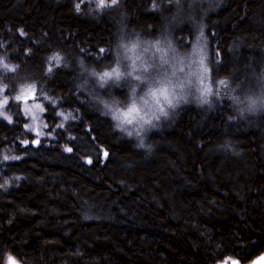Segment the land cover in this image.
Here are the masks:
<instances>
[{
    "label": "trees",
    "instance_id": "16d2710c",
    "mask_svg": "<svg viewBox=\"0 0 264 264\" xmlns=\"http://www.w3.org/2000/svg\"><path fill=\"white\" fill-rule=\"evenodd\" d=\"M196 2L0 0V56L15 70L0 75V153L15 156L0 167L19 178L0 189V264H249L264 252V111L234 99L264 79V0ZM198 37L220 96L116 127L105 103H130L129 89L98 75L121 46L164 38L189 53ZM28 84L55 131L36 145L15 99ZM59 110L74 114L60 128Z\"/></svg>",
    "mask_w": 264,
    "mask_h": 264
},
{
    "label": "snow or ice",
    "instance_id": "6c2138e0",
    "mask_svg": "<svg viewBox=\"0 0 264 264\" xmlns=\"http://www.w3.org/2000/svg\"><path fill=\"white\" fill-rule=\"evenodd\" d=\"M101 5H104L105 0H100ZM111 5H118V0H111ZM77 10L79 9V4L76 5ZM123 48V55L120 59L116 60V67H111L110 71H104L99 74L98 83L100 87H104L105 84H108L109 87L112 85L119 87L127 86L130 92L131 102H128V97L124 101L113 99L111 104L105 103V107L110 109L111 115L114 120L118 121L116 127L123 128L125 125H132L134 123H140L151 125L152 118L155 117L159 119V113L163 116H168L169 113L166 110L167 108H175L179 103L180 99L183 96L177 95L175 89L184 88L188 83H191V80L188 79L191 76H197L199 78L200 73H187L186 81L182 82L177 78V82L173 84L172 77L177 76L178 71L182 69L175 68V57H169V52L174 53V49L171 48V44L165 41L162 45L160 40L155 41L154 44H151L149 47H144L143 52H148L152 49L153 56L150 58L151 62L145 61L142 59V55L137 50L141 48L139 42H133L131 45L124 44L121 46ZM101 51H104L101 49ZM199 49L194 50L198 52ZM157 54L158 57H157ZM118 56H121L120 53H117ZM52 60L59 62V54H55ZM122 60L130 61L128 64H122ZM158 60V62H157ZM139 62V63H138ZM173 63L174 70L169 75L168 69L165 67ZM8 65L5 64L4 68L7 69ZM199 68L203 73H207L208 68L204 66V57L200 56L199 59ZM150 69L152 71H150ZM13 71H15L13 69ZM52 69L49 68L48 72L51 73ZM3 75V73H0ZM97 75V73H93ZM7 78V77H6ZM25 79V78H20ZM203 83V80H200ZM225 81L221 80L220 84H224ZM140 88L143 92L142 95L137 94V88ZM147 88V91H144V88ZM207 102L206 98L209 94L212 93L213 89L209 86H205L200 90ZM23 95H17L16 100H28L29 94L35 95L36 86L34 84H28L22 88ZM237 103H240L239 98H234ZM4 104L8 103L7 98L2 102ZM123 103L124 107H115L112 105H120ZM36 108L44 111L40 108L39 104L35 105ZM29 112L31 109L28 110ZM60 115H63L61 113ZM131 135V133H129ZM39 141H34L38 143ZM67 151L71 152L72 149L68 148ZM105 156L108 155L107 152L104 153ZM4 159H8L7 156ZM91 163V161H88ZM3 259L2 253H0V260ZM264 259V258H262ZM8 264H18V262L12 256L8 257ZM235 264V262H234Z\"/></svg>",
    "mask_w": 264,
    "mask_h": 264
},
{
    "label": "rangeland",
    "instance_id": "374dc122",
    "mask_svg": "<svg viewBox=\"0 0 264 264\" xmlns=\"http://www.w3.org/2000/svg\"><path fill=\"white\" fill-rule=\"evenodd\" d=\"M213 1H215V0H197V2L206 3V4H209V3L211 4V3H213ZM118 2H119V0H118ZM99 3H100V0H99ZM100 5H101V3H100ZM108 5H111V0H105L104 5H101V6H108ZM163 39L161 40L162 45L164 43ZM136 41L139 42L141 45V48L138 49L137 51L141 53L142 59L145 61L151 62L150 58L153 56L154 49H152L148 52H143L142 50L144 47H149L151 44H154L155 41H157V40H144L141 38H137ZM136 41H132L130 43L125 42V44L131 45V43L136 42ZM171 48L174 49L175 51H174V53L169 52V57L171 58L174 56L175 62H173V63H175V68L182 69V71L177 72L176 77H172L173 84H175L177 82V78L180 81L185 82L187 73H196V72L200 73L199 78L197 76L189 77L188 79L191 80V83H188L186 87L175 89L178 97L183 96V98L180 99L178 104L184 103L186 101L190 102V100L192 102H196L198 100L203 99L204 96L200 90L203 89L205 86L210 85L208 82L209 80L207 79L208 74L203 73L202 70L199 68V59H200L201 55H203V57H204V66L208 68L209 60H208V56L206 53V47H205L204 39L199 40V37H198L196 42H194L193 48L189 51V53L188 52L187 53H180V52L176 51V49L173 46H171ZM197 49H199V51L195 52V54H194V50H197ZM118 52L121 54V56L116 55V60L120 59L122 57V55H123L122 48ZM158 55L159 54H157V57H158ZM157 62H158V60H157ZM128 63H130V61L122 60V64H128ZM173 63H170L169 65L165 66L168 69L169 75L174 70ZM5 64L8 65L7 69L4 68ZM116 66L117 65H116V61H115L114 67H116ZM11 69H13L12 65L5 58L0 56V73H3L5 71H10ZM110 70H108V71H110ZM150 71H152V70L150 69ZM98 77H99V75H98ZM201 79L203 80V83L200 82ZM260 83H261V86L264 85V79ZM113 86H115V85H113ZM209 87H211V85ZM138 90H141V89L138 87L137 91ZM143 90L147 91V88L145 87ZM20 95H23V92H21ZM219 96H220V93L215 90L211 94H209L206 99H208L209 102H213ZM5 98H7L8 102H9L8 96H6V94H5V87L0 82V119L5 120V121H11V112H10L9 105H8V103L7 104L2 103L5 100ZM36 104H39L40 108L44 109L43 104L39 100H37L36 93L34 96L32 94H29L28 100H23V99L21 100V109H22V112L26 118V124H25L26 130L33 135L34 141H37V140L38 141H41V140L50 141V140L55 139L54 129L50 128L49 124L45 120L44 111H41L40 109L36 108L35 107ZM29 109H31L30 112L28 111ZM170 109H172V108H170ZM106 110L109 111L110 109L106 108ZM61 113H63V115H60ZM157 115H159L160 118L163 117V115H160L159 113H157ZM73 117H74L73 112H68L65 110L64 111L59 110L58 111V124L56 127L60 128V127L64 126ZM159 119H156L155 117H153L152 123L158 122ZM146 126H148V125L147 124L144 125L143 128H145ZM131 127L138 128L140 126H139V124L134 123L131 125ZM34 144L36 145L38 143H34ZM5 156H7L8 159L5 160L4 159ZM14 157L15 156H14V153L12 150H3L0 153V163L2 164L3 162H6L7 160L14 158ZM18 179H19L18 177L5 174L2 171V168L0 167V189H8ZM5 264H8V257L5 259ZM233 264H234V262H233ZM235 264H238V263L235 262Z\"/></svg>",
    "mask_w": 264,
    "mask_h": 264
},
{
    "label": "clouds",
    "instance_id": "9594fccd",
    "mask_svg": "<svg viewBox=\"0 0 264 264\" xmlns=\"http://www.w3.org/2000/svg\"><path fill=\"white\" fill-rule=\"evenodd\" d=\"M238 106L245 112L255 113L257 111H264V85L252 92H242L240 95V103ZM141 128L144 127L142 122L137 123ZM144 141H141L143 145Z\"/></svg>",
    "mask_w": 264,
    "mask_h": 264
},
{
    "label": "water",
    "instance_id": "95a60500",
    "mask_svg": "<svg viewBox=\"0 0 264 264\" xmlns=\"http://www.w3.org/2000/svg\"><path fill=\"white\" fill-rule=\"evenodd\" d=\"M262 258H264V252L252 260L249 264H264V259Z\"/></svg>",
    "mask_w": 264,
    "mask_h": 264
}]
</instances>
